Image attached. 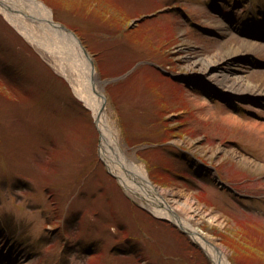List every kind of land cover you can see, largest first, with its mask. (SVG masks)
<instances>
[{
	"label": "rangeland",
	"instance_id": "rangeland-1",
	"mask_svg": "<svg viewBox=\"0 0 264 264\" xmlns=\"http://www.w3.org/2000/svg\"><path fill=\"white\" fill-rule=\"evenodd\" d=\"M40 1L82 39L101 79L130 71L104 85L127 155L158 187L221 214L199 227L232 264H264V168L224 152L264 164V131L249 126L264 123V107L192 65L244 32L264 39V0ZM241 57L264 86V52ZM52 63L0 12V264H212L108 172L91 110ZM204 79L239 104L186 84Z\"/></svg>",
	"mask_w": 264,
	"mask_h": 264
},
{
	"label": "bare ground",
	"instance_id": "bare-ground-1",
	"mask_svg": "<svg viewBox=\"0 0 264 264\" xmlns=\"http://www.w3.org/2000/svg\"><path fill=\"white\" fill-rule=\"evenodd\" d=\"M0 12L31 43L51 57L52 65L57 72L68 80L78 99L92 111L101 135L100 155L110 171L118 175L126 190L135 194L134 196L157 216L168 217L190 232H194L193 239L202 247L213 264H232L225 248L218 242L214 243L215 239L199 227L202 221L200 217H208L211 222H220L218 218L221 214L214 209L205 211L202 206L196 205L197 202L191 193L158 187L148 179L144 167L127 155L125 144L119 138V131L108 115L104 91L99 86H96L94 91L91 88V77L81 63L80 52L74 45V38L52 21L51 8L40 0H0ZM251 38L244 35L239 43L231 45L228 49L221 48L211 55H201L193 60L192 65L200 66L203 72L209 73L207 76L214 82L213 84L224 87L236 97L247 96L252 101H257V97L261 98L264 95V86L249 79L246 69L241 64L248 61L241 56L245 52H264V39ZM217 99L224 101V105L228 106L240 101L239 98L231 99L228 96ZM232 117V119L228 117L227 120L241 121L234 115ZM249 126L264 131V123L257 122ZM224 152L232 153L239 160L258 170L264 168V164L253 161L236 150L224 149ZM160 200L164 205L162 208L156 207ZM197 233L203 236L195 235Z\"/></svg>",
	"mask_w": 264,
	"mask_h": 264
},
{
	"label": "water",
	"instance_id": "water-1",
	"mask_svg": "<svg viewBox=\"0 0 264 264\" xmlns=\"http://www.w3.org/2000/svg\"><path fill=\"white\" fill-rule=\"evenodd\" d=\"M58 24V23H57ZM60 28H62L63 30H65L68 34L70 33L72 35V37L74 38L73 41H74V45H76V47L78 48L79 52H80V59H81V63L83 65V67H85V71L88 70V74L89 76L91 77V83H90V86L91 88L93 89V91L95 90L96 86H99L101 88L102 91H104V85L107 84L108 82L110 81H114V80H117V79H120L124 76H126L128 73L126 74H123L121 76H117V77H113V78H110V79H101V77L97 74V71H96V67H95V64H94V61H93V58L91 56V54L89 53V51L87 50V48L83 45V43L81 42V40L79 39V37L76 35L75 32H73L71 29L67 28L66 26L62 25V24H58ZM90 82V80H88ZM95 119V123H96V127L98 128L97 126V120H96V117H94ZM99 130V129H98ZM100 133V132H99ZM101 136V135H100ZM99 154H100V149H99ZM101 156V155H100ZM102 158V156H101ZM103 159V158H102ZM104 161V160H103ZM106 167L108 168L106 162L104 161ZM108 171L109 173H111L113 176H115L117 178V180L119 181L120 185L126 190L124 184L121 182L120 178L118 177V175H116L115 173H112V171H110V169L108 168ZM222 185H225V183L223 182H220ZM128 192V191H127ZM129 193V192H128ZM132 197L134 198H137L136 196H134L132 193H129ZM144 205V204H143ZM145 206V205H144ZM164 205H163V202L160 200L159 203H158V206L156 207H159V208H162ZM146 207V206H145ZM149 209V208H148ZM157 216V215H156ZM164 220H167L173 224H175L177 227H179V229H181V231H183L184 233H186L191 239H193V235L194 232H190L188 229H185V227L183 226H180L177 222H175L174 220L172 219H169L168 217H161V216H158ZM195 235H198V236H203L202 234H195ZM205 239V238H204ZM206 240V239H205ZM199 248L202 249V247L197 243V241H195L194 239L192 240ZM208 241V240H206ZM214 243L217 244V240H214ZM202 251L205 253V255L208 257V255L206 254V252L202 249ZM208 259L210 260V258L208 257ZM210 262L213 264V262L210 260Z\"/></svg>",
	"mask_w": 264,
	"mask_h": 264
}]
</instances>
